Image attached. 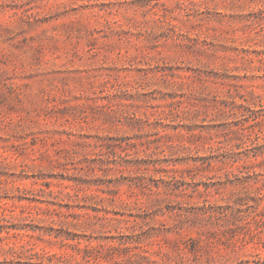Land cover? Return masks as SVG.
I'll return each mask as SVG.
<instances>
[{"label":"rangeland","instance_id":"374dc122","mask_svg":"<svg viewBox=\"0 0 264 264\" xmlns=\"http://www.w3.org/2000/svg\"><path fill=\"white\" fill-rule=\"evenodd\" d=\"M0 264H264V0H0Z\"/></svg>","mask_w":264,"mask_h":264}]
</instances>
